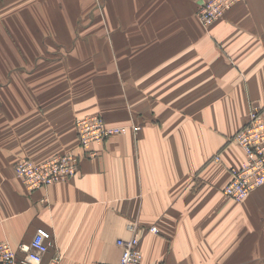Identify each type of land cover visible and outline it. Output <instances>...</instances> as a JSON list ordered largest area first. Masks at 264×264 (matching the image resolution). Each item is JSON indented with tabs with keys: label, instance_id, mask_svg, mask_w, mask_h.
Returning <instances> with one entry per match:
<instances>
[{
	"label": "crops",
	"instance_id": "0c3cea01",
	"mask_svg": "<svg viewBox=\"0 0 264 264\" xmlns=\"http://www.w3.org/2000/svg\"><path fill=\"white\" fill-rule=\"evenodd\" d=\"M201 2L0 0V241L42 226L45 260L117 263L133 220L158 227L145 264H264V185L224 192L245 159L232 137L264 108V0L209 27ZM89 113L125 131L85 151ZM65 151L80 156L65 182L30 191L15 171Z\"/></svg>",
	"mask_w": 264,
	"mask_h": 264
},
{
	"label": "built area",
	"instance_id": "2783aa9c",
	"mask_svg": "<svg viewBox=\"0 0 264 264\" xmlns=\"http://www.w3.org/2000/svg\"><path fill=\"white\" fill-rule=\"evenodd\" d=\"M235 0H225L232 3ZM199 18L207 24L218 16L213 5L204 4L198 11ZM81 146L88 150L96 143H102L108 137L125 131L124 126L109 125L105 118L98 114L80 117L77 122ZM138 130L140 126H137ZM234 140L245 151V159L239 167H232L231 180L224 187L225 194L236 201H242L254 189L264 185V109L255 105L249 113L247 123L234 135ZM218 159V158H217ZM52 165L34 166L29 161H20L18 172L25 177L31 189L69 178L78 170V157L73 153L62 154L52 159ZM45 162V161H44ZM35 164V163H34ZM41 164V163H39ZM36 164V165H39ZM155 230V228H152ZM53 234L46 227H38L30 242H22L13 247L7 241L0 242V264H61L58 256L45 261L46 254L53 246ZM122 246V255L117 263L93 262L91 264H145L141 247L136 241H128Z\"/></svg>",
	"mask_w": 264,
	"mask_h": 264
},
{
	"label": "rangeland",
	"instance_id": "374dc122",
	"mask_svg": "<svg viewBox=\"0 0 264 264\" xmlns=\"http://www.w3.org/2000/svg\"><path fill=\"white\" fill-rule=\"evenodd\" d=\"M242 0H235V1H233L232 3H228V2H225V0H203V2H201L199 5H200V7L201 6H203L204 4H207V5H213L214 6V8L215 9H217L218 10V16H217V18H215L213 21H211V22H209V23H207V24H204V22H202L206 27H209L210 25H213V23H215V22H219V21H221V20H223V19H225L226 17H227V14H228V12L229 11H231L232 10V8H234L239 2H241ZM200 7H199V9H200ZM199 9H198V11H199ZM198 11H197V15H198ZM198 17H199V15H198ZM201 20V19H200ZM202 21V20H201ZM255 106V105H254ZM263 108V107H262ZM264 109V108H263ZM89 114H98V115H100V116H102L103 118H105L104 117V115H102V114H100V113H89ZM86 115H88V114H86ZM84 116V115H83ZM249 116V115H248ZM80 117H82V116H80ZM80 117H78L77 119H76V122H77V120L80 118ZM248 121V120H247ZM247 121L240 127V128H242L246 123H247ZM110 125V124H109ZM239 128V129H240ZM238 129V130H239ZM76 130H77V137H78V143H79V145H80V147H82L81 146V141H80V136H79V132H78V128H77V124H76ZM135 130H138V128H137V126L135 125ZM237 130V131H238ZM236 131V132H237ZM235 132V133H236ZM235 133H234V135H235ZM234 135H233V137H232V139H233V141H235L234 140ZM236 142V141H235ZM94 143H96V142H94ZM237 143V142H236ZM238 144V143H237ZM238 145H240V144H238ZM241 146V145H240ZM91 147V146H90ZM242 147V146H241ZM83 148V147H82ZM85 151H87L85 148H83ZM66 153H73V154H75L77 157H78V170H77V172L75 173V174H77L78 173V171H79V169H80V164H79V162H80V156H79V154H77V153H74V152H67V151H65V152H57V153H55V154H52V155H50L49 157H47V158H44V159H42V160H35V159H33V158H31V157H24L23 159H21V160H19L17 163H16V165H15V171H16V173H17V175L22 179V181H23V183H24V185L27 187V189L28 190H30V191H36V190H39V189H43V188H46V187H49L50 185H53V184H56V183H60V182H65V181H67L68 179H70L71 177H73L74 175H72L71 177H69V178H65V179H61V180H57V181H55V182H52V183H49V184H46V185H43V186H41V187H38V188H34V189H31V186L26 182V180H25V177H23L19 172H18V170H17V165L19 164V162L20 161H25V160H27V161H29L30 163H32L34 166H38V167H40L41 165H45V167L46 168H48V166L51 164L52 165V159L54 158V157H57V156H61L62 154H66ZM218 158V159H217ZM220 159V157L219 156H215L214 157V160H219ZM45 161V162H44ZM35 163V164H34ZM39 163H41V164H39ZM36 164H39V165H36ZM232 174V173H231ZM226 186V185H225ZM245 199V198H244ZM155 228V230H153L152 228ZM128 229L131 231V235L130 236H127V237H119L118 239H117V243H118V240L119 239H121V240H123V242H124V244H127L128 243V241H136V247H141V249H142V239H143V237H144V235H146L147 233H150V232H152V233H157L158 232V227L156 226V224H152V225H147V226H145V225H141L139 222H137V221H130V223H128ZM53 237H54V235H53ZM54 240V239H53ZM0 242H2V241H0ZM8 243H10L9 241H7ZM54 242V241H53ZM22 243V242H21ZM11 244V243H10ZM12 245V244H11ZM54 245V244H53ZM119 245V244H118ZM13 246V245H12ZM19 246V245H18ZM17 246V247H18ZM14 247V246H13ZM53 247V246H52ZM120 247L122 248V246L120 245ZM142 251H143V249H142ZM144 254V253H143ZM122 255V254H121ZM56 256H58L59 258H60V260H61V256H60V254H56V255H53L49 260H51L53 257H56ZM121 258V257H120ZM49 260H45V261H49ZM144 262H145V260H144ZM101 263H103V262H101ZM91 264V263H90ZM192 264H195V263H192Z\"/></svg>",
	"mask_w": 264,
	"mask_h": 264
}]
</instances>
